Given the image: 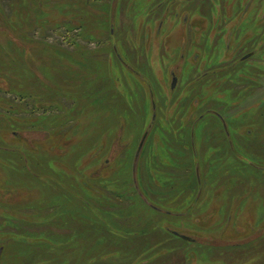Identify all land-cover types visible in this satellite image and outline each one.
I'll return each instance as SVG.
<instances>
[{"label":"rangeland","instance_id":"obj_1","mask_svg":"<svg viewBox=\"0 0 264 264\" xmlns=\"http://www.w3.org/2000/svg\"><path fill=\"white\" fill-rule=\"evenodd\" d=\"M177 1L0 0V264H264V89L167 72L264 0Z\"/></svg>","mask_w":264,"mask_h":264},{"label":"flooded vegetation","instance_id":"obj_2","mask_svg":"<svg viewBox=\"0 0 264 264\" xmlns=\"http://www.w3.org/2000/svg\"><path fill=\"white\" fill-rule=\"evenodd\" d=\"M171 1V7L173 4L178 3L177 0H170ZM180 2V1H179ZM237 0H232L231 3L235 4ZM251 0H245L243 3H246V5L250 6ZM182 3V1H181ZM241 2H238L237 4H240ZM242 3V5H244ZM245 7V6H244ZM248 7L246 8H238L233 9L231 11L226 12V20H225V32L224 34H217V35H211L209 37V42L212 44V51L200 53L199 51H193V53H187V59L185 58L184 54H180L179 58L177 57V61L175 63H172L170 68L168 67V71L170 74V88H173L175 85V82L177 80V76L175 74L174 65L182 63V68L188 72L187 82L185 85V90H189L192 87L197 89L198 91L203 88V86H207L209 90H211V93L209 94L208 101L201 102L198 99H194L195 101H199L197 103L198 105H204L205 103L209 104L210 106L214 108H219L220 106L226 107L225 104L221 102L211 103L216 101V98L223 100L224 96L227 95L225 89L230 90V88H233L236 90V92L240 91H248L247 93L245 91L244 97H242V94L238 95L236 99L237 101H241L240 99H244L247 96H249L252 91L258 92L262 91L264 89V83L262 81H258L257 78L260 75L259 69H256L255 73H251L253 71V64H259L264 66V31L263 25H264V14L261 22L257 23L255 27L249 26L247 23L249 21L245 20V25H239L241 21L245 18L247 15ZM176 14V12H174ZM234 15V17H233ZM189 17L184 16L183 21L185 22ZM260 26L261 30L257 29V27ZM199 39V37H198ZM195 48H198L200 46L199 44L195 43ZM193 46V44H192ZM184 49V47H183ZM184 51V50H183ZM261 52L263 55L259 56L258 52ZM202 56V57H201ZM182 57V58H181ZM190 58V59H189ZM186 60V61H185ZM136 76H139L141 79L145 80V76L141 73L136 72ZM196 73V77H195ZM155 79V78H154ZM153 79V82L155 80ZM147 80V79H146ZM151 80V79H150ZM174 80V83H173ZM152 81V80H151ZM150 82V81H149ZM264 82V81H263ZM154 84V83H153ZM214 86L218 87V90L220 91L219 94H212V89ZM150 101H151V108L155 109L154 106H156L153 101L154 96H156L155 88L150 87ZM214 90V89H213ZM224 92V94H223ZM214 96V97H213ZM213 97V98H212ZM212 98V100H211ZM224 101V100H223ZM258 99H255V104L252 103L250 107L256 108L255 113H257V117L260 118V128L262 126V132H264V104L258 103ZM196 104V105H197ZM261 107V109L258 107ZM227 110H230V106L226 108ZM212 115L216 118L217 123L219 124V128L221 129V134L223 135V139L227 140V143L231 148L232 143V127L230 123L231 120L227 119L226 114H224V111L222 113L221 109H210ZM153 115L154 112H153ZM203 115H199V118L195 121V126L197 123L201 120ZM258 118V119H259ZM193 121V122H194ZM254 126H250L252 128ZM244 138L245 139H251L253 136H255V132L252 131L247 125L244 126ZM194 133V131H193ZM192 134V131H191ZM236 131L233 132L234 139L236 138ZM210 139H216V136L218 133L214 134L209 133ZM215 142V140H214Z\"/></svg>","mask_w":264,"mask_h":264},{"label":"water","instance_id":"obj_3","mask_svg":"<svg viewBox=\"0 0 264 264\" xmlns=\"http://www.w3.org/2000/svg\"><path fill=\"white\" fill-rule=\"evenodd\" d=\"M173 83H174V80H173ZM144 139H145V137H143V138L140 140V142H139L138 149H137L136 154H135L136 156L139 154V150H140L141 147H142V144H143Z\"/></svg>","mask_w":264,"mask_h":264},{"label":"trees","instance_id":"obj_4","mask_svg":"<svg viewBox=\"0 0 264 264\" xmlns=\"http://www.w3.org/2000/svg\"><path fill=\"white\" fill-rule=\"evenodd\" d=\"M116 55V54H115Z\"/></svg>","mask_w":264,"mask_h":264}]
</instances>
